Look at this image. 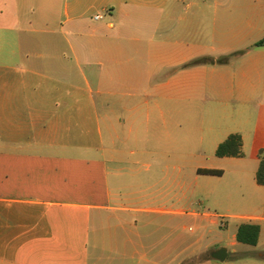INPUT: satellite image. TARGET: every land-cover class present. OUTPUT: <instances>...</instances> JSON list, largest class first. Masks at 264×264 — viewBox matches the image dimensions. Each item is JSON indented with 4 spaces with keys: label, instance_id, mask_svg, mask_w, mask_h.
Wrapping results in <instances>:
<instances>
[{
    "label": "crops",
    "instance_id": "0c3cea01",
    "mask_svg": "<svg viewBox=\"0 0 264 264\" xmlns=\"http://www.w3.org/2000/svg\"><path fill=\"white\" fill-rule=\"evenodd\" d=\"M260 41L264 0H0V264H264ZM210 54L228 58L218 86L236 105L197 124L205 74L189 64ZM195 133L224 164L198 169L207 201L234 195L240 214L186 211L192 184L173 175ZM232 134L243 155L217 156ZM187 215L226 230L185 245Z\"/></svg>",
    "mask_w": 264,
    "mask_h": 264
},
{
    "label": "rangeland",
    "instance_id": "374dc122",
    "mask_svg": "<svg viewBox=\"0 0 264 264\" xmlns=\"http://www.w3.org/2000/svg\"><path fill=\"white\" fill-rule=\"evenodd\" d=\"M211 33V30H210ZM211 37V36H210ZM213 42V41H212ZM211 38L209 44L212 43ZM228 58L220 57L216 59L215 56L209 55L208 57H202L194 59L189 66L195 67L198 66L201 68L203 74H205V80L203 84V90L199 94H196L193 98V122L194 123H210L214 120L221 118V112L225 109L235 108L236 103L230 102L227 104V100L223 95L220 87L218 86V81L223 75V67L227 64ZM224 134H227L230 129H234L231 124H228V120H224L223 123ZM197 139H194L193 144V156L187 157L185 161V169L182 172L176 171L174 177L177 178V181H186L187 184H192L194 193L193 201L194 204L192 208H186V211H196L200 214L203 213H214V214H223L230 213L240 214L243 206V202H235L234 195L228 199L227 197L223 200H220V196L215 192L209 194V202L207 201L205 188H216L215 183H211L210 177H206L198 174V169L204 168L206 166L214 165L215 167H223V161L217 159L213 146L210 142L201 141L200 134L195 133ZM247 152L251 150L250 145L247 146ZM225 185L229 181V175L223 179ZM179 192L180 189L177 188ZM238 197H241V194H236ZM180 206H178L179 209ZM203 222L197 217L193 216H181L178 217V229L177 234L182 236L185 239V245L195 243L197 238L202 235L206 236L203 238L201 244L207 243L208 239L213 237H220L223 231L221 227H207L206 230H203ZM184 247V246H183ZM204 256H200V259H204ZM183 259L195 260V257H184Z\"/></svg>",
    "mask_w": 264,
    "mask_h": 264
},
{
    "label": "trees",
    "instance_id": "16d2710c",
    "mask_svg": "<svg viewBox=\"0 0 264 264\" xmlns=\"http://www.w3.org/2000/svg\"><path fill=\"white\" fill-rule=\"evenodd\" d=\"M264 41L258 42L256 45L261 46ZM242 137L240 134H232L226 141L221 143L216 151L217 156H242ZM200 173L214 175L218 172L212 169H202ZM257 181L259 184L264 185V148L260 151V166L257 172ZM260 237V226L253 223H243L240 225L237 232V239L239 242L256 246Z\"/></svg>",
    "mask_w": 264,
    "mask_h": 264
},
{
    "label": "water",
    "instance_id": "95a60500",
    "mask_svg": "<svg viewBox=\"0 0 264 264\" xmlns=\"http://www.w3.org/2000/svg\"><path fill=\"white\" fill-rule=\"evenodd\" d=\"M227 256H228V249L226 247L219 248L212 253V257L219 261H225Z\"/></svg>",
    "mask_w": 264,
    "mask_h": 264
},
{
    "label": "built area",
    "instance_id": "2783aa9c",
    "mask_svg": "<svg viewBox=\"0 0 264 264\" xmlns=\"http://www.w3.org/2000/svg\"><path fill=\"white\" fill-rule=\"evenodd\" d=\"M96 18H100V16H96ZM223 225H225V224H223Z\"/></svg>",
    "mask_w": 264,
    "mask_h": 264
}]
</instances>
